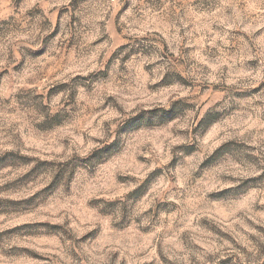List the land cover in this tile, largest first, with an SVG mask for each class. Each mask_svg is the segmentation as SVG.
Listing matches in <instances>:
<instances>
[{
    "label": "rangeland",
    "instance_id": "rangeland-1",
    "mask_svg": "<svg viewBox=\"0 0 264 264\" xmlns=\"http://www.w3.org/2000/svg\"><path fill=\"white\" fill-rule=\"evenodd\" d=\"M0 264H264V0H0Z\"/></svg>",
    "mask_w": 264,
    "mask_h": 264
}]
</instances>
